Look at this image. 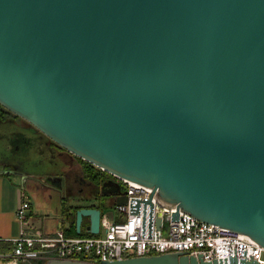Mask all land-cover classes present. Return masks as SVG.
Listing matches in <instances>:
<instances>
[{
  "label": "water",
  "instance_id": "water-1",
  "mask_svg": "<svg viewBox=\"0 0 264 264\" xmlns=\"http://www.w3.org/2000/svg\"><path fill=\"white\" fill-rule=\"evenodd\" d=\"M0 106L70 159L152 189L175 218L264 249V0H0ZM81 201L94 205L70 207L75 233L95 235L101 207Z\"/></svg>",
  "mask_w": 264,
  "mask_h": 264
},
{
  "label": "built area",
  "instance_id": "built-area-1",
  "mask_svg": "<svg viewBox=\"0 0 264 264\" xmlns=\"http://www.w3.org/2000/svg\"><path fill=\"white\" fill-rule=\"evenodd\" d=\"M114 179L124 192L126 204L114 205L113 214L101 212L97 234L83 231L87 236H66L58 229L52 235L19 236L8 241L11 251H0V264H44L49 260L99 264L171 253L200 256L205 262L219 264L231 258L264 264V249L247 236L200 222L181 212L175 218L177 210L158 205L152 189ZM22 197L15 217L26 224L30 205L26 196Z\"/></svg>",
  "mask_w": 264,
  "mask_h": 264
},
{
  "label": "flooded vegetation",
  "instance_id": "flooded-vegetation-1",
  "mask_svg": "<svg viewBox=\"0 0 264 264\" xmlns=\"http://www.w3.org/2000/svg\"><path fill=\"white\" fill-rule=\"evenodd\" d=\"M6 129L9 130L7 133H5ZM31 142L33 146L39 145L42 149V152L37 150L30 155L35 161H30L28 165V153L26 157L14 158L13 161L0 158V169L11 171L16 174L15 176L19 173L30 175L37 171L38 174L46 177L53 175L51 178L57 183L53 182L61 184L64 199L70 203L72 200L93 199L98 207H112L115 205L114 200L121 201L125 198L121 186L112 176L105 172L88 171L83 161L78 158L70 159L64 150L34 130L28 123L0 106V146L12 151L16 144L29 148ZM0 154L3 155L4 151L0 150ZM62 160L65 161V169L59 165V161ZM38 166L41 167L40 170L34 169ZM108 182L116 183L117 186L104 185Z\"/></svg>",
  "mask_w": 264,
  "mask_h": 264
},
{
  "label": "crops",
  "instance_id": "crops-1",
  "mask_svg": "<svg viewBox=\"0 0 264 264\" xmlns=\"http://www.w3.org/2000/svg\"><path fill=\"white\" fill-rule=\"evenodd\" d=\"M52 176L46 177L38 171L25 177L0 174V243H8L19 236L36 237L40 234L52 235L58 229L64 231L69 226L62 219L64 205H94L81 200L68 202L64 199L61 184H56ZM22 195L26 196L30 205L26 224H21L15 217L23 200ZM30 221L32 226H29Z\"/></svg>",
  "mask_w": 264,
  "mask_h": 264
},
{
  "label": "rangeland",
  "instance_id": "rangeland-1",
  "mask_svg": "<svg viewBox=\"0 0 264 264\" xmlns=\"http://www.w3.org/2000/svg\"><path fill=\"white\" fill-rule=\"evenodd\" d=\"M8 131L9 130L6 129L5 133H7ZM0 150L4 151L3 155L0 154V158H3L5 161H8V160H10L13 157V156L10 155V152H12V151H10L9 149L7 150V149H5V147L0 146ZM37 150L39 152H42V149L40 148L39 145L33 146L32 142H31L30 145H29V148L27 149V153H28V156H29L28 157V162H29L28 165L30 164V161H32V160L35 161V159L33 157H30V155H33L35 152H37ZM15 154H17L19 156H25L26 155L25 147H23L21 145V149L19 151H17V153L15 152ZM15 158L18 159L19 157L17 156ZM59 165L62 167V169L66 168L65 167V161H63V160L59 161ZM34 169L40 170L41 167L39 168V166H38V167H35ZM101 212H102V214H113L114 213V207L113 206L112 207H109V206L104 207L103 206V207H101ZM37 225L38 224L36 223L35 226H37ZM87 225H88V218H83V226L85 227ZM29 226H32V222L31 221L29 222ZM262 259H264V253L262 255Z\"/></svg>",
  "mask_w": 264,
  "mask_h": 264
},
{
  "label": "trees",
  "instance_id": "trees-1",
  "mask_svg": "<svg viewBox=\"0 0 264 264\" xmlns=\"http://www.w3.org/2000/svg\"><path fill=\"white\" fill-rule=\"evenodd\" d=\"M84 164L87 166L88 171H98L100 173H104L102 171H100L99 169L93 167L92 165L84 162ZM104 175V174H103ZM86 206V205H85ZM76 207L75 208H70V207H66L64 205V208L62 210V219L66 222L69 223V226L66 230H64V233L66 236H87V234L85 232H82L80 235H77L75 233V211H76ZM12 249V245L10 243H0V251H11Z\"/></svg>",
  "mask_w": 264,
  "mask_h": 264
}]
</instances>
